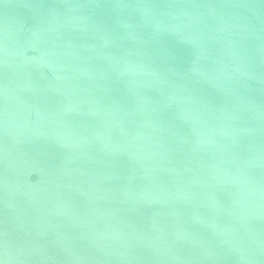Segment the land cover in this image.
I'll list each match as a JSON object with an SVG mask.
<instances>
[{"label":"water","instance_id":"obj_1","mask_svg":"<svg viewBox=\"0 0 264 264\" xmlns=\"http://www.w3.org/2000/svg\"><path fill=\"white\" fill-rule=\"evenodd\" d=\"M0 264H264V0H0Z\"/></svg>","mask_w":264,"mask_h":264}]
</instances>
